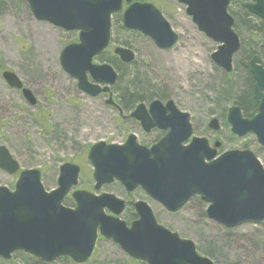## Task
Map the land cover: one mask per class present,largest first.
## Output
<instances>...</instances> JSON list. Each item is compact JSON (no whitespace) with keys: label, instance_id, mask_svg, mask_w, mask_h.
<instances>
[{"label":"water","instance_id":"obj_1","mask_svg":"<svg viewBox=\"0 0 264 264\" xmlns=\"http://www.w3.org/2000/svg\"><path fill=\"white\" fill-rule=\"evenodd\" d=\"M26 1L37 20L68 32H79V41L63 48L60 64L78 81L77 86L83 92L93 97L109 94L108 105L118 107L111 90L118 80V72L111 64H97L93 60L111 42L115 13L123 11V26L148 36L160 49L172 48L179 39L162 12L149 2ZM178 1L187 5V14L201 32L221 43L211 58L230 72L233 56L240 48V38L233 28L235 21L228 11L230 0ZM252 1L246 8L264 19V0ZM114 53L123 62L135 60V52L129 48L117 46ZM250 70L255 81L254 97L259 101L258 113L245 118L240 106L235 104L229 108L227 120L233 134L238 137L254 134L264 146V66L260 56L252 58ZM2 76L10 87L23 88L15 72L5 70ZM23 95L31 104L35 103L30 89L23 88ZM130 117L139 120L145 131L159 128L167 133L151 147L138 143L134 134L122 144L105 141L93 144L88 159L94 168L95 190L118 181L129 193L141 187L169 212L181 210L198 196L208 204L207 216L226 227L264 221V166L252 151L228 150L218 154L221 142L211 146L205 137H192L190 114L179 110L173 100L164 104L156 99L148 108L141 103ZM209 127L219 130V120L213 118ZM0 168L9 174L20 169L4 145L0 146ZM79 173L78 165L64 163L60 167L58 186L51 191L45 189L41 171L36 168L22 170L14 190L0 185L2 258L9 260L14 252L23 251L46 263L62 257L84 263L92 257L103 236L118 244L131 258L147 264H215L199 254L192 240L158 224L147 202L134 203L138 218L127 224L120 218L126 207L124 200L107 192L73 190L78 185ZM70 192L75 207L64 204Z\"/></svg>","mask_w":264,"mask_h":264},{"label":"rangeland","instance_id":"obj_2","mask_svg":"<svg viewBox=\"0 0 264 264\" xmlns=\"http://www.w3.org/2000/svg\"><path fill=\"white\" fill-rule=\"evenodd\" d=\"M143 1L161 10L179 35L177 44L167 50L158 48L148 36L124 28L122 12H118L113 15L112 45L94 62L108 63L116 69L113 61L118 65L124 62L114 55L113 48L132 49L136 57L127 73L140 71L163 96L161 99H172L182 111L189 113L194 136L206 137L211 143L220 140L223 146L219 153L250 150L264 165V147L256 136H235L226 119L228 109L245 89L247 70L241 63L242 45L247 44L250 33L235 27L241 47L233 57L232 71L227 73L211 58L220 43L198 29L186 12V5L178 0ZM249 1L231 0L229 8L235 21L236 13ZM248 13L245 17L252 26H261L259 20L264 19ZM251 37L256 47L262 45L256 35ZM77 41L78 32H67L37 20L26 0H2L0 3V146L9 149L19 162L20 171L39 169L42 183L50 191L57 187L60 167L67 162L75 163L81 168L76 189L114 194L126 202L124 214L135 212L129 202H147L158 224L192 240L198 252L215 264H264V221L226 227L207 216L208 204L200 197H194L180 211L172 213L141 188L128 193L119 182H113L94 189L93 166L87 159L91 145L99 141L120 144L129 134H135L141 142L158 135L147 137L134 119L122 118L117 109L105 104L107 96L91 97L78 88L77 80L60 64L62 49ZM258 55L264 59L263 53ZM4 70L15 72L32 90L38 100L35 106L29 105L20 91L7 85L2 78ZM117 87V83L112 86L115 97ZM133 107L125 115L129 116ZM214 117L220 122L219 131L208 127ZM20 171L11 175L0 168V185L13 190ZM64 204L75 206L69 197ZM0 264L147 263L131 258L118 244L101 237L93 256L84 263H75L66 257L45 263L16 251L9 260L0 256Z\"/></svg>","mask_w":264,"mask_h":264},{"label":"trees","instance_id":"obj_3","mask_svg":"<svg viewBox=\"0 0 264 264\" xmlns=\"http://www.w3.org/2000/svg\"><path fill=\"white\" fill-rule=\"evenodd\" d=\"M229 12L231 13L230 8ZM236 15L237 21H235V27L244 28L248 33H250L251 36L256 35L258 37V42L262 43L261 46L256 47V44H254L255 40L250 36L247 44L245 42V44L243 43L242 45L243 56L241 63L247 70V76L245 81V89L239 95L235 103L241 107L245 117H252L257 111L258 103L253 98L254 79L249 70L248 61L255 54L263 53L264 58V20H259L261 26H252V24L245 17L249 16L248 11L245 9V5L242 6ZM113 63L116 65V69L119 73L117 80L118 94L116 95V99L125 110L131 109L138 102H149L154 98L163 97L156 88H153V86L149 84L147 78H145V76L140 71L134 70L131 73H127L128 66L131 64L120 63V65H118V63H115V61H113ZM128 204L133 206V204H130V202ZM122 218L128 223H131L137 218V215L134 211H132L127 214L123 213Z\"/></svg>","mask_w":264,"mask_h":264},{"label":"flooded vegetation","instance_id":"obj_4","mask_svg":"<svg viewBox=\"0 0 264 264\" xmlns=\"http://www.w3.org/2000/svg\"><path fill=\"white\" fill-rule=\"evenodd\" d=\"M134 1H138V0H134ZM140 2H144V1H140ZM149 3H151V2H149ZM153 4V3H152ZM155 5V4H154ZM156 6V5H155ZM157 7V6H156ZM257 19H260V18H257ZM234 21H235V18H234ZM234 28H235V24H234ZM129 30V29H128ZM256 55H258V54H255V55H253L252 57H251V59L249 60V70H250V61L252 60V58L254 57V56H256ZM258 56H260V55H258ZM260 58H261V64L264 66V60L262 59V57L260 56ZM5 71V70H4ZM3 71V72H4ZM2 72V73H3ZM250 72H251V70H250ZM251 75H252V73H251ZM19 77V76H18ZM252 77H253V75H252ZM2 78H3V76H2ZM20 78V77H19ZM4 79V78H3ZM21 79V78H20ZM254 79V78H253ZM5 81V80H4ZM22 82H23V88H28V87H26V85H25V83H24V81L23 80H21ZM6 82V81H5ZM7 83V82H6ZM8 85V84H7ZM9 86V85H8ZM10 87V86H9ZM10 88H12V87H10ZM23 88H21V89H16V90H18V91H20V93L22 94V96H23V98L25 99V101L29 104V105H31V106H35L36 104H37V102H38V100H37V98H36V96H35V94L32 92V90H31V92L33 93V95H34V97H35V103L34 104H31L25 97H24V95H23ZM13 89H15V88H13ZM29 89V88H28ZM101 95H105V94H101ZM105 96H107L108 98H109V94H106ZM253 98H254V100L255 101H257V103H258V107H257V111L255 112V114L254 115H256L257 113H258V109H259V101L258 100H256L255 99V97H254V90H253ZM155 99H157V100H160V101H162L164 104H166V102L167 101H169V100H171V99H167V100H163V99H161V98H154L153 100H151V101H149V102H138V103H136L135 105H134V109L133 110H135V108L139 105V104H141V103H144V104H146V106H147V108H148V106H149V104L152 102V101H154ZM113 101H114V103L116 104V105H118V107L121 109V111L123 112L122 114L121 113H119L120 114V116L122 117V118H127V117H129V118H131V119H134L135 121H136V123L137 124H139L140 125V127L142 128V130L145 132V134L147 135V137H149L150 135H152V134H157L158 136H153L149 141H139L138 139V141H139V143L141 144V145H144V146H146V147H151V146H153L154 144H156L158 141H160L165 135H166V133H167V130H165V129H159V128H154V129H152L151 131H145L144 130V128L142 127V125H141V122L139 121V120H137V119H135V118H132V117H130V116H128V115H125L126 114V112H127V110H125L118 102H117V99H116V97H115V95L113 94ZM176 104V103H175ZM113 106V105H112ZM176 106H177V104H176ZM117 106H113V108H116L117 110H118V112H120V110H119V108H118ZM178 107V106H177ZM179 108V107H178ZM180 109V108H179ZM132 110V111H133ZM181 110V109H180ZM242 110V109H241ZM131 111V110H130ZM131 111V112H132ZM130 112V113H131ZM167 113H169V111H167ZM253 115V116H254ZM137 137V136H136ZM217 141H219V140H215L212 144L214 145ZM186 144V143H185ZM221 145H222V143H221Z\"/></svg>","mask_w":264,"mask_h":264}]
</instances>
